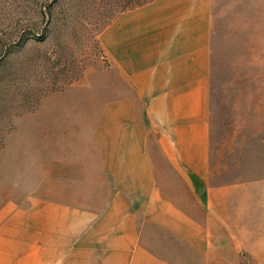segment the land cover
<instances>
[{
  "label": "crops",
  "instance_id": "crops-1",
  "mask_svg": "<svg viewBox=\"0 0 264 264\" xmlns=\"http://www.w3.org/2000/svg\"><path fill=\"white\" fill-rule=\"evenodd\" d=\"M212 24V0L117 12L98 102L88 82L32 115L50 154L25 204L0 213V264H217L243 191L212 181Z\"/></svg>",
  "mask_w": 264,
  "mask_h": 264
},
{
  "label": "rangeland",
  "instance_id": "rangeland-1",
  "mask_svg": "<svg viewBox=\"0 0 264 264\" xmlns=\"http://www.w3.org/2000/svg\"><path fill=\"white\" fill-rule=\"evenodd\" d=\"M147 1L0 0V213L25 204L46 171L49 145L31 142L39 104L88 82L96 104L94 79L108 66L100 33ZM212 14V181L243 191L236 238L222 241L215 262L264 264V0H212Z\"/></svg>",
  "mask_w": 264,
  "mask_h": 264
}]
</instances>
